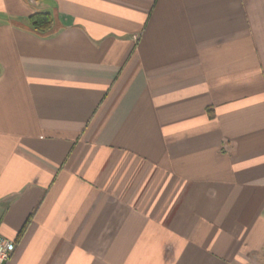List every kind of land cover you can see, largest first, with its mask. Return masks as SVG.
<instances>
[{"label":"crops","instance_id":"obj_1","mask_svg":"<svg viewBox=\"0 0 264 264\" xmlns=\"http://www.w3.org/2000/svg\"><path fill=\"white\" fill-rule=\"evenodd\" d=\"M0 237L7 264H264V0H0Z\"/></svg>","mask_w":264,"mask_h":264},{"label":"trees","instance_id":"obj_2","mask_svg":"<svg viewBox=\"0 0 264 264\" xmlns=\"http://www.w3.org/2000/svg\"><path fill=\"white\" fill-rule=\"evenodd\" d=\"M33 32L37 34H46L53 22V18L49 13H34L29 17Z\"/></svg>","mask_w":264,"mask_h":264},{"label":"built area","instance_id":"obj_3","mask_svg":"<svg viewBox=\"0 0 264 264\" xmlns=\"http://www.w3.org/2000/svg\"><path fill=\"white\" fill-rule=\"evenodd\" d=\"M14 247L15 243L13 241L0 237V264H7L13 253Z\"/></svg>","mask_w":264,"mask_h":264}]
</instances>
